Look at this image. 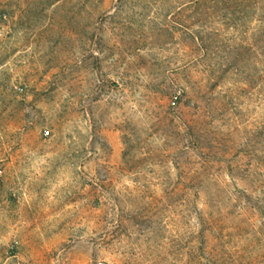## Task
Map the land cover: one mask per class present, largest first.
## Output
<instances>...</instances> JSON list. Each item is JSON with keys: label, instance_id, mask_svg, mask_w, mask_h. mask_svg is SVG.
<instances>
[{"label": "rangeland", "instance_id": "obj_1", "mask_svg": "<svg viewBox=\"0 0 264 264\" xmlns=\"http://www.w3.org/2000/svg\"><path fill=\"white\" fill-rule=\"evenodd\" d=\"M0 264H264V0H0Z\"/></svg>", "mask_w": 264, "mask_h": 264}, {"label": "trees", "instance_id": "obj_2", "mask_svg": "<svg viewBox=\"0 0 264 264\" xmlns=\"http://www.w3.org/2000/svg\"><path fill=\"white\" fill-rule=\"evenodd\" d=\"M208 51V50H207Z\"/></svg>", "mask_w": 264, "mask_h": 264}]
</instances>
